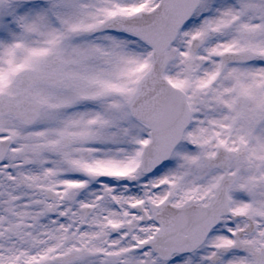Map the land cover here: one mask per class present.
I'll list each match as a JSON object with an SVG mask.
<instances>
[{
	"label": "snow or ice",
	"instance_id": "1",
	"mask_svg": "<svg viewBox=\"0 0 264 264\" xmlns=\"http://www.w3.org/2000/svg\"><path fill=\"white\" fill-rule=\"evenodd\" d=\"M0 264H264V0H0Z\"/></svg>",
	"mask_w": 264,
	"mask_h": 264
}]
</instances>
